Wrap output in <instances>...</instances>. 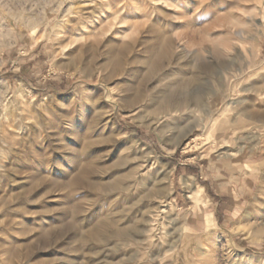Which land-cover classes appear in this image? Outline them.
I'll list each match as a JSON object with an SVG mask.
<instances>
[{"label":"rangeland","instance_id":"1","mask_svg":"<svg viewBox=\"0 0 264 264\" xmlns=\"http://www.w3.org/2000/svg\"><path fill=\"white\" fill-rule=\"evenodd\" d=\"M241 2L0 0V264H264V0ZM199 66L204 108L165 115Z\"/></svg>","mask_w":264,"mask_h":264},{"label":"bare ground","instance_id":"2","mask_svg":"<svg viewBox=\"0 0 264 264\" xmlns=\"http://www.w3.org/2000/svg\"><path fill=\"white\" fill-rule=\"evenodd\" d=\"M243 2H244V0H243ZM243 2H241V3H243ZM188 4H189V2H188ZM200 14H202V13H200ZM198 17H199V15H198ZM198 17H197V19H199ZM195 19L193 20V18H192V21L197 22L198 20L197 19L195 20ZM192 23H194V22H191V24ZM235 27H236V25L233 24L232 22H228L224 18H218L213 23L211 22V23L206 25V28L203 29L201 36L197 35V36H199L198 40H197V45L201 46L204 43L208 42V39L206 38L207 34H209L212 31L215 32L214 29H221L220 32L218 31V38L211 40L212 45H213V48L211 49V51L204 49V53L206 55L209 56V54L210 55L213 54L216 57H220L222 53H224L225 51H228V49H230L232 47V44L230 43V39H229L230 37L228 38V36H229L228 33L231 29H233ZM235 34L238 38H243V36L245 35V33L242 31L236 32ZM221 35H223V37H220ZM170 47H171V44H170V42L167 41L162 45L161 48L158 49V51H154L153 49H147L146 50L147 52L149 51L148 53L151 55V58L146 62H142L141 65L146 69V73L148 76L149 75L150 76L155 75V74H157V72H158V74H162L161 73L163 70L162 68L164 67L163 63L166 61L170 62L171 60H173L172 59L173 56H171V52H170ZM234 52H235V55H234L233 59L242 60L241 53H239L237 50L236 51L234 50ZM259 55H260L259 53L254 55V63L251 66V69L253 71L252 72L253 76H250V77H255L261 73V71H260L261 69H259L260 63L258 62ZM221 67L226 68L227 65L222 64ZM207 71H208L207 67L199 66L196 69V71L191 74L190 78L180 80V82H178L177 85L175 86V89H174L175 91L173 93H171V94L166 93L164 95L162 94L161 97H158V99L155 102V105L157 106V108L160 110H163L165 115H168L170 113H174V114H177L178 112L180 113V110L181 109L183 110V108L186 109L187 111H189L190 113H195V112H198L199 110L203 109L204 107H202V105H201L202 100L206 95H208V93L202 87L200 80L202 78V75H205L207 73ZM246 71H247V69L245 71H241L240 75L246 73ZM141 84H143V83H141ZM183 90L186 91V97L185 98L184 97H183V99L174 98V94L182 95L183 93H185V92H183ZM255 91L259 92L258 89H256ZM139 100H140V95L138 93L131 95L128 98V100H126L125 104H126V106H128L129 111H131L139 103L138 102ZM263 119H264V115L259 117V120L262 121ZM108 122L112 125V127L114 126L113 124L115 122L113 123L111 121V119H109ZM114 129L116 131H118L119 133H121V130L118 127L114 126ZM170 247H172V246H170Z\"/></svg>","mask_w":264,"mask_h":264},{"label":"crops","instance_id":"3","mask_svg":"<svg viewBox=\"0 0 264 264\" xmlns=\"http://www.w3.org/2000/svg\"><path fill=\"white\" fill-rule=\"evenodd\" d=\"M237 164V163H236ZM235 165V164H234ZM250 177H252L251 175L250 176H247V177H238V179H237V181H234L233 182V185H232V187L234 188H239V187H244L245 188V190L247 191L248 189L246 188V186H252V179L250 178ZM218 178V177H217ZM193 183V182H192ZM253 183H254V181H253ZM194 184V183H193ZM216 184H218V183H216ZM220 184V183H219ZM208 186H210V184H208ZM182 189V188H181ZM202 189V188H201ZM180 193H181V190H180ZM176 195H175V197H174V202H175V204H178L179 206H180V208H178V210H181V206H183V205H185L184 203H185V198H184V196H183V194L182 195H179V193H175ZM213 198H218V196L217 195H215L214 193H213ZM187 198V197H186ZM190 207H188L186 210H185V213L187 212V210L189 209ZM213 216V213H209V214H206L203 218H202V216H197V217H193V219H192V222H191V225H188V227L187 228H190V230H196L195 229V227L196 226H192V225H194V223H196V224H198V222H199V220H203V227H206V225H207V220L210 218V217H212Z\"/></svg>","mask_w":264,"mask_h":264}]
</instances>
